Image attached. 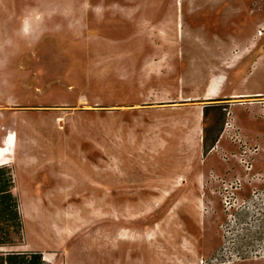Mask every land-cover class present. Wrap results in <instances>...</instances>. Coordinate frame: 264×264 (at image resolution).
<instances>
[{
    "label": "rangeland",
    "instance_id": "1",
    "mask_svg": "<svg viewBox=\"0 0 264 264\" xmlns=\"http://www.w3.org/2000/svg\"><path fill=\"white\" fill-rule=\"evenodd\" d=\"M238 92L264 98V0H0V109L18 114L17 146H37L18 159L17 248L57 264L264 262V151L240 161L264 111L234 122ZM46 167L58 187L31 197Z\"/></svg>",
    "mask_w": 264,
    "mask_h": 264
},
{
    "label": "trees",
    "instance_id": "2",
    "mask_svg": "<svg viewBox=\"0 0 264 264\" xmlns=\"http://www.w3.org/2000/svg\"><path fill=\"white\" fill-rule=\"evenodd\" d=\"M23 243L24 220L13 169L3 164L0 165V264H57L47 260L39 250L9 249Z\"/></svg>",
    "mask_w": 264,
    "mask_h": 264
},
{
    "label": "crops",
    "instance_id": "3",
    "mask_svg": "<svg viewBox=\"0 0 264 264\" xmlns=\"http://www.w3.org/2000/svg\"><path fill=\"white\" fill-rule=\"evenodd\" d=\"M236 94H239V95H231V97L237 98L236 100H238V101H236V102H238V103L241 102L243 104L242 105L236 104L238 106L235 107L234 109H231V111L234 112L235 116H237V119H236L235 116H233V118L236 120V121L233 120L234 122H238L237 120H240V121L242 120L240 118L239 113H240L241 108L243 109L242 106H244V105H245V107H246V105H248V107L246 109H249V112L250 111L251 112L253 111L251 107H253V108L254 107H257L259 111H260V109L264 111V107H263L264 106V98H260L258 100L257 99L256 100H246L247 102L244 99H241V98H244V97H254V96L261 97V96H263L262 95L263 93H260V92H255V93H251V92H238ZM235 96H241V97H235ZM242 100H244V102ZM225 101H227V100H225ZM228 101H230V100H228ZM256 104H260V106H254ZM251 105H253V106H251ZM17 115L18 114L15 111H12V109H0V123L3 126H5V133H4V135L6 137L10 138V139H12V134H14V136H15L16 144H15V148H14V154L13 155L12 154L9 155V158H8L9 161L6 163V165L11 166L12 169H13L15 183L17 181L19 182V175L20 174H24V172L22 171V168H23V170H27V173H29V171H30V168H29L30 166H28L26 163L25 164L18 163V159L20 157H22L24 159H26L25 157H31V155H30L31 153L29 152V151H31L30 149L33 148L36 151V148H37V146L34 147L33 145H31V146H29L30 148H29V151H28L27 146L25 147V150H22V148L20 146H17V143H18L17 142L18 135H20L19 134L20 131H19V128H18V120H17V117L18 116ZM240 132L242 133V131H240ZM40 135H44V133H42ZM247 137H248L247 139L251 143L259 144V146L261 147V149L264 151V133L263 132L260 133V135L259 136H256V137H251V136H247ZM221 140H222V138H221ZM221 140L218 141V144L221 142ZM40 141H41V143H43V141H45V140H44V138L40 137ZM40 148L42 150L43 155H45V156L46 155H50L49 154L50 153L49 151L51 149L49 147H47V145L41 144L40 145ZM41 150H39V151H41ZM259 157H261L263 159L264 158V154L262 153ZM224 161H226L227 164L229 165V166H227V168L229 167L228 169L229 170H232L231 168H233V167L230 166V163H228L229 161H227V159L224 160ZM257 161H259V158L257 159ZM56 166H58V165H56ZM39 171H42V173L44 174L43 177L44 176L50 177L49 180H51V181H49V182L52 183V184H50L48 186H43L41 184L42 181L43 182H46L45 181V180H47L46 177L45 178H42L41 177L40 178V183H39V181L35 182L34 180H32L31 179L32 176L35 175V174H37ZM52 171L53 170H52L51 167H46V168H44L42 170H37L36 172L35 171H32L31 172V173H33L31 175V177H30V184H31V189H32L31 190V195H30L31 197H34V198H44V197H47V193H48V190L49 189H56L58 187V182L60 180H57L58 178L56 179V176L54 175V173ZM24 178H27V177H24ZM16 188H17V186H16ZM257 264H264V262H259Z\"/></svg>",
    "mask_w": 264,
    "mask_h": 264
},
{
    "label": "built area",
    "instance_id": "4",
    "mask_svg": "<svg viewBox=\"0 0 264 264\" xmlns=\"http://www.w3.org/2000/svg\"><path fill=\"white\" fill-rule=\"evenodd\" d=\"M227 125L229 126L225 131L230 130L229 128H232L233 130H231L229 133L230 135V139L234 142H240L243 139L240 137V133L235 131L234 129V125L231 124L229 125V123H227ZM244 153L245 155L240 156L242 158H240V161H242L244 164H246L247 168H249L250 164L249 162H251V156H255L257 155L258 151L261 149V147L259 145H255L253 148L251 147H244ZM242 186V181L240 178H236L235 181H231L230 184H226L225 185V192H223V194H221V196L223 197V202L225 203V207L226 209H230L231 208V200L235 201V200H240V195L238 193V190L241 189ZM254 196H257V194L255 192H253Z\"/></svg>",
    "mask_w": 264,
    "mask_h": 264
},
{
    "label": "bare ground",
    "instance_id": "5",
    "mask_svg": "<svg viewBox=\"0 0 264 264\" xmlns=\"http://www.w3.org/2000/svg\"><path fill=\"white\" fill-rule=\"evenodd\" d=\"M259 34H263V32H260ZM220 82H221L220 79H215V80L211 81L209 83L207 89H206L205 94L203 95V98L206 100H209V101L217 99L219 94H220V90H221V83ZM233 95H239V94H233ZM235 97H237V96H235ZM238 97H241V96H238ZM251 100H256V99H251ZM238 104L242 105L243 103L239 102ZM231 113L234 114V112H231ZM234 116H235V114H234ZM235 117L237 118V116H235ZM201 118H202V112L200 110L199 120H201ZM197 129H198L199 133L202 132L203 125H202L201 121H200V124L198 125Z\"/></svg>",
    "mask_w": 264,
    "mask_h": 264
},
{
    "label": "water",
    "instance_id": "6",
    "mask_svg": "<svg viewBox=\"0 0 264 264\" xmlns=\"http://www.w3.org/2000/svg\"><path fill=\"white\" fill-rule=\"evenodd\" d=\"M9 249H18L17 247H11V248H9Z\"/></svg>",
    "mask_w": 264,
    "mask_h": 264
}]
</instances>
